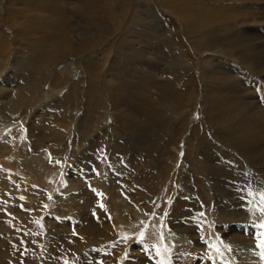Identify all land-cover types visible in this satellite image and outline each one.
Here are the masks:
<instances>
[{"label":"rangeland","instance_id":"rangeland-1","mask_svg":"<svg viewBox=\"0 0 264 264\" xmlns=\"http://www.w3.org/2000/svg\"><path fill=\"white\" fill-rule=\"evenodd\" d=\"M172 1L0 0V264H264V0ZM53 28L72 50L49 60ZM20 80L43 90L9 115Z\"/></svg>","mask_w":264,"mask_h":264},{"label":"bare ground","instance_id":"bare-ground-1","mask_svg":"<svg viewBox=\"0 0 264 264\" xmlns=\"http://www.w3.org/2000/svg\"><path fill=\"white\" fill-rule=\"evenodd\" d=\"M44 1H47V0H44ZM106 1V0H105ZM205 1V0H204ZM12 1H10V3H11ZM164 2L166 3V6H169V8L171 9V8H176L177 6L176 5H180V4H176V5H174L173 4V1L172 0H164ZM177 2V1H176ZM86 3H88V2H86ZM85 3V4H86ZM91 3V2H90ZM12 4H13V2H12ZM133 4V3H132ZM91 5H92V3H91ZM201 5V4H200ZM165 6V7H166ZM94 7V6H93ZM153 7V6H152ZM88 8V7H87ZM147 8H149V7H147ZM178 8V7H177ZM100 9V8H99ZM183 9V8H182ZM193 9V8H192ZM92 10V9H91ZM172 10V9H171ZM175 10V9H174ZM95 12V11H94ZM99 12V11H98ZM191 12V11H190ZM105 13H110V9H107L106 11H105ZM187 13V12H186ZM90 14V13H89ZM108 16V15H107ZM106 16V17H107ZM96 19V18H95ZM101 19V18H100ZM94 20V19H93ZM42 25H43V27L44 28H47L46 30L47 31H43L44 33H46V35H47V33H48V30H50L49 29V21H42V23H41ZM94 24V23H93ZM93 24H91V25H93ZM177 24V23H176ZM186 24V23H185ZM90 25V26H91ZM34 26H37V23L34 21L33 22V24H32V27H34ZM39 26V25H38ZM42 27V26H41ZM54 27H56V26H54ZM81 27V26H80ZM158 27V26H157ZM200 27H204V23H202V26H200ZM42 29V28H41ZM61 30H62V28H60ZM192 29V28H191ZM219 29V28H218ZM39 30V29H38ZM35 31V30H34ZM133 31V30H132ZM41 33V32H40ZM52 34H54V35H52L55 39V41L54 40H49V39H45V41H44V43L43 42H39V43H37V46H38V49H35V47L33 46V48H34V51L35 52H37L39 49V51H43V49H44V47L45 46H43V45H49L50 43H53V47H51L50 48V50L48 51V53L47 54H45L46 56V58L45 59H55V56H57V54H59V53H61L62 51L63 52H68L71 48H72V45H70V44H67L66 42H65V31L64 32H62V33H60L59 32V30L57 29V28H53V30H52ZM132 34V33H131ZM175 34V33H174ZM35 36L37 35V33L35 32V34H34ZM212 35V34H211ZM216 35V34H215ZM42 36V35H41ZM35 38H37V37H35ZM42 39V38H41ZM51 39H52V37H51ZM220 40H222V41H224V39L223 38H221ZM228 40V39H227ZM31 41V40H30ZM178 41V40H177ZM219 41V40H218ZM36 42V41H35ZM80 42H81V40H80ZM91 42V41H90ZM234 42V41H233ZM224 43V42H223ZM28 45V44H27ZM218 45V44H217ZM70 46H71V48H70ZM91 46V45H90ZM226 46V45H225ZM242 46V45H241ZM223 47V46H222ZM234 47V46H233ZM27 48H30V47H27ZM26 48V49H27ZM37 48V47H36ZM48 48V47H47ZM52 49V50H51ZM235 49V48H234ZM31 50V49H30ZM29 50V51H30ZM72 50V49H71ZM82 50V49H81ZM31 52V51H30ZM33 52V51H32ZM31 52V53H32ZM47 52V51H46ZM42 53H44V52H42ZM26 54V53H25ZM33 54H34V52H33ZM235 54V53H234ZM117 55V54H116ZM8 54L5 52V49H3V51H1L0 50V78H2V73H3V71H6V62L4 63V60L5 59H7L8 58ZM91 57H93V56H91ZM23 58V57H22ZM27 58V57H26ZM131 58V57H130ZM133 59V58H132ZM120 60V59H119ZM118 60V61H119ZM24 61V60H23ZM26 62V61H25ZM27 63V62H26ZM118 63H120V62H118ZM25 64V63H24ZM8 65V64H7ZM43 65H48V64H43ZM96 66V65H95ZM25 69V68H24ZM169 69V68H168ZM120 72V71H119ZM112 74V73H111ZM115 74V73H114ZM23 78V77H22ZM23 80V79H22ZM22 80H20V82L22 81ZM27 81V80H26ZM30 81V80H29ZM19 82V81H18ZM23 82V84H21V85H19V86H17V93L12 97V98H10L9 100H10V103L8 104V106L10 105V107H8V109H6L5 111H7L8 113H10L9 115H12L14 112L16 113V112H18L19 113V109L21 110V108H24V109H26V107L28 106V105H30L31 103H35V101L37 102V97H40L39 96V93H40V90H43L42 88H43V86L41 85L40 87L39 86H36V85H34V83H32V82H30V83H25L24 84V81H22ZM28 82V81H27ZM188 82V81H187ZM190 82V81H189ZM17 83L15 82V85H16ZM129 84V83H128ZM190 84V83H189ZM206 86V85H205ZM186 87V86H185ZM188 88H190V87H188ZM191 89V88H190ZM185 92V91H184ZM1 93H3L4 95H7V94H9L8 93V91L7 90H1ZM116 93H118V92H116ZM115 94V93H114ZM182 94V93H181ZM116 95V94H115ZM165 95H166V93H165ZM170 95V94H169ZM176 95V94H175ZM184 95V94H183ZM118 96V95H117ZM123 96V95H122ZM182 97V96H181ZM41 98H42V95H41ZM187 98V97H186ZM161 99V98H160ZM29 100V104H27V101ZM42 100V99H41ZM166 100V99H165ZM178 100V99H177ZM180 100V102L182 101L181 100V98L179 99ZM46 101V100H45ZM163 101V100H162ZM51 102V101H50ZM150 102V101H149ZM157 102V101H156ZM116 103V102H115ZM168 103V102H167ZM174 103V102H173ZM173 103H172V105H173ZM227 103V102H226ZM147 104V103H146ZM158 104H160V103H158ZM165 104V103H164ZM175 104V103H174ZM177 104H179V103H177ZM225 104V103H224ZM171 105V106H172ZM176 105V104H175ZM216 105V104H215ZM33 106V105H32ZM217 106V105H216ZM5 107V106H4ZM177 107V106H176ZM217 107H219V105L217 106ZM221 107V106H220ZM225 107V106H224ZM222 108H223V106H222ZM169 109V108H168ZM221 108H219V110H220ZM28 110V109H27ZM44 110H46V111H49L50 113H47L48 114V116H47V118L48 119H51V120H53V121H57L58 122V125H61V128H67V126H68V124H69V119H71V116L69 117L67 114V116H65V115H59L58 113H56V111H55V106H53L52 105V107H50V106H48V108L47 107H45L44 108ZM43 110V111H44ZM50 110H52L53 112H54V114H52V111H50ZM171 110V109H170ZM230 110V109H229ZM229 110H227V111H229ZM237 110V109H236ZM0 111L2 112H4V109H3V107L1 106V103H0ZM173 111V110H172ZM233 111V110H232ZM28 112V111H27ZM37 112V111H36ZM218 112V111H217ZM226 112V111H225ZM29 113H30V111H29ZM153 113V112H152ZM173 113V112H172ZM243 113V112H242ZM211 114V113H210ZM215 114V113H214ZM8 115V114H7ZM8 115V116H9ZM228 115V114H227ZM247 115V114H246ZM246 115L244 116V119L243 120H247V119H245V117H246ZM222 116V115H221ZM225 116V115H224ZM29 118L28 117V115L27 116H22V118H20V119H18V120H14V122H21L22 123V126L25 128V131H26V134H27V138H26V141H25V144L24 145H29L30 146V148H31V151L33 152V154H34V156L36 155V156H39V153L36 151V150H34L33 149V147H34V143H32V140H33V138L31 137V136H33L32 135V133H30V132H32V130H34V128H32V127H34L35 125L34 124H29V126H28V124H26V119L27 118ZM239 117V116H238ZM216 118V117H215ZM219 118V117H218ZM242 118V117H241ZM252 118V117H251ZM226 119V118H225ZM235 119H237V118H235ZM89 120V119H88ZM222 120V119H221ZM220 119L218 120V121H221ZM254 120V119H253ZM52 121V122H53ZM211 121H213V119L211 120ZM228 121V120H227ZM238 121V120H237ZM63 122V123H62ZM210 122V121H209ZM60 123V124H59ZM84 123V122H83ZM88 123V122H87ZM213 123V122H212ZM223 123V126L225 125V122H222ZM236 123V122H235ZM19 124V123H18ZM216 124V123H215ZM214 124V125H215ZM3 125H6V123H3V121H1L0 120V127H2ZM91 126L90 127H86L85 128V131H84V135H88V136H90L91 135V132H92V129H93V127L94 126H96L95 125V123H93L92 122V124H90ZM133 125V124H132ZM38 126V125H37ZM37 126H35L36 128H38ZM82 126V125H81ZM84 126V125H83ZM40 127V126H39ZM133 127V126H132ZM136 127V126H135ZM217 127H218V125H217ZM239 127H241V125L239 124ZM30 128H32V129H30ZM78 128V127H77ZM87 128H89V130H87ZM227 128H228V126H227ZM222 129V128H221ZM234 129V128H233ZM63 130V129H62ZM68 130V129H67ZM77 130H80V129H77ZM134 130H136V129H134ZM222 131V130H221ZM226 131H228V129L226 130ZM98 132V131H97ZM230 132H231V130L229 131V134H230ZM241 132V131H240ZM47 133H48V137H45V139H44V141L45 140H49V141H56V143L59 145V143L60 144H66V143H68L67 142V131L65 130V131H62V132H58L57 134L56 133H54V129H52V128H50V129H48L47 130ZM99 133V132H98ZM219 133V132H218ZM223 133V132H222ZM69 134V133H68ZM77 134V133H76ZM81 134V133H80ZM83 134V133H82ZM107 134V133H106ZM106 134L105 133H101V135L100 136H106ZM238 134V133H237ZM237 134L235 133V130L231 133V135H230V137L232 136V139H234V140H236V141H240L241 143H243L242 142V140L241 139H239L238 138V136H237ZM47 135V134H46ZM92 135H94L93 133H92ZM227 135H228V133H227ZM259 135H260V128L258 129V131L256 132V134H255V137H254V139H251V140H257V138L259 139L260 137H259ZM83 136V135H82ZM107 136H108V134H107ZM257 137V138H256ZM15 138H16V136H15V132H14V136H12V137H9V138H7L6 139V141H4V143L7 145V146H11V147H15V143H14V140H15ZM81 138V137H80ZM90 138V137H89ZM215 138V137H214ZM242 138L245 140L244 141V144H245V142L247 141L248 142V145H249V141H248V138H244L243 136H242ZM105 140H106V138H105ZM104 140V141H105ZM35 141V140H34ZM85 141H87L86 139L83 141V142H85ZM107 142V141H106ZM252 143V145H253V143L254 142H250V144ZM36 146H39L40 148H41V145H39V144H36ZM251 146V145H250ZM64 147V146H63ZM188 147V146H187ZM191 147H193V145H191ZM197 148H198V146H196ZM54 149H56V147H53ZM60 148V147H59ZM59 148H57V149H59ZM188 148H190V147H188ZM195 148V147H194ZM50 149V148H49ZM53 150V149H52ZM191 150V148L189 149V151ZM30 151V150H29ZM195 151V149H193V152ZM31 152V153H32ZM191 152V151H190ZM3 154V153H2ZM15 157L16 156H18L19 154L18 153H16L15 152ZM193 154V153H192ZM42 156V155H41ZM28 157V156H27ZM45 157V156H44ZM39 157H37V159H38ZM25 159V158H24ZM23 159V163L22 164H26V162L27 161H30L31 159H27V161H25ZM34 159V158H33ZM136 161H138L139 162V159H137ZM19 163H20V161H19ZM28 163V162H27ZM30 163H31V161H30ZM34 163V162H33ZM21 164V165H22ZM30 165V164H29ZM36 165V164H35ZM129 168V167H128ZM135 169H133L132 167H131V169L129 168L128 169V171L129 172H133ZM99 172V171H98ZM107 172V171H106ZM130 174V173H129ZM112 177V176H111ZM136 178V177H135ZM37 179V178H36ZM126 179V178H125ZM132 179V178H131ZM38 180V179H37ZM109 180V179H108ZM155 180V179H154ZM123 181H125V180H123ZM127 181H129V180H127ZM133 181V180H132ZM136 181V180H135ZM134 181V183H133V186L131 187V189H132V191H135V192H137L139 195H140V197H138L141 201L143 200V197H144V195H142V194H146V188L148 187V188H154L155 187V184H152V183H147V182H142V183H136ZM148 181V180H147ZM20 183H22V185L24 184L27 188H32V187H34V188H36V186H37V182L36 181H34V182H30V181H27V179H22L21 181H20ZM160 181L158 180L157 181V185H160ZM99 185L101 186V184L99 183ZM137 194V195H138ZM142 195V196H141ZM73 197V196H72ZM138 200V199H137ZM136 200V201H137ZM118 207V211H120V212H122V210H121V208L119 207V206H117ZM138 210V209H137ZM140 211H138V213H139ZM137 213V215L136 216H141V213L140 214H138ZM144 214H147V212H145ZM108 232H111V230L109 229V228H104V229H102V236L104 237V236H107L108 234ZM174 236H175V239H177L178 238V235L177 234H173ZM174 239V240H175ZM190 240L191 241H187V244H188V246L191 248V250L192 251H200L199 249H197V247H196V245H198V243L195 241V238H190ZM178 242V241H177ZM176 242V243H177ZM175 246V245H174ZM187 247V246H186ZM177 248V252H179L180 251V249H181V247H179V246H177L176 247ZM183 248V247H182ZM199 248V247H198ZM262 249V247L260 246V249H255L254 251H252V254L255 256V257H259V258H262V256H263V254H264V250H261ZM258 253V254H257ZM222 255V252H219L218 253V255ZM257 254V255H256ZM106 257V264H110V260H111V256L110 255H106L105 256Z\"/></svg>","mask_w":264,"mask_h":264}]
</instances>
